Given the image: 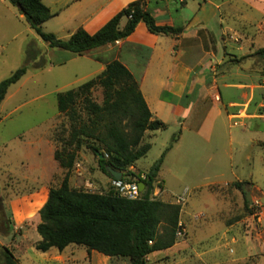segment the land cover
I'll list each match as a JSON object with an SVG mask.
<instances>
[{"label":"rangeland","instance_id":"1","mask_svg":"<svg viewBox=\"0 0 264 264\" xmlns=\"http://www.w3.org/2000/svg\"><path fill=\"white\" fill-rule=\"evenodd\" d=\"M43 1L57 8L67 0ZM165 2L172 14L206 15L205 22L218 35L221 25L233 21L221 20V10H234V26L249 36L254 33V52L235 56L238 43L228 40L227 47L234 54L225 50V62L211 61L216 65L212 75L217 82L207 85L216 84V93H205L203 87L184 93L179 103L191 107L187 114L164 113L166 128L144 136L150 148L130 170L143 174L171 145L150 197L180 205L182 232L172 246L147 255L145 264H264V55L257 52L264 47V0H187L186 8L179 0ZM247 16L260 20L262 27L252 26L251 19H236ZM59 26L54 18L42 24V29L55 30L62 38L59 35L65 32ZM96 51L77 55L49 47L28 26L17 5L0 0V80L21 65L27 68L0 102V264H4L5 249L18 264H130L127 258L108 257L73 243L61 250L35 247L40 239L38 210L48 188L57 186L66 171L53 157L69 133V121L57 109L56 93L103 69L93 54ZM224 64L230 68L226 70ZM223 82L244 83L254 89L242 96L237 85L224 86ZM91 95L101 102L100 87ZM229 102L240 104L235 107ZM237 109H241L240 116H231ZM245 113L250 117L245 118ZM133 178L130 174L124 177ZM235 181L242 183L240 189L233 185ZM69 185L90 192L115 191L111 178L98 167L97 156L85 146L76 152Z\"/></svg>","mask_w":264,"mask_h":264},{"label":"trees","instance_id":"2","mask_svg":"<svg viewBox=\"0 0 264 264\" xmlns=\"http://www.w3.org/2000/svg\"><path fill=\"white\" fill-rule=\"evenodd\" d=\"M17 5L28 26L51 48L80 55L94 48L123 39L142 21L154 34L178 35L182 25H159L146 7V0H133L117 11L97 31L90 34L78 27L67 38L45 32L42 23L54 14L42 0H10ZM125 19L122 26L120 21ZM264 55V47L257 49ZM64 60H61L63 62ZM104 68L79 85L56 93L57 109L69 121V133L61 149L53 153L59 166L66 171L57 186L49 187L47 197L38 210L36 232L40 236L35 247L58 250L68 244L84 246L108 257L127 258L130 264H145L150 253L172 246L176 241L180 205L150 197L154 180L168 145L143 173L129 169L150 148L143 141L144 132L166 128L165 122L152 116L139 89L137 79L120 60L104 62ZM21 65L0 80V102L7 89L26 72ZM100 87V103L92 98V90ZM177 137H173L176 140ZM82 146L97 156V165L112 178L106 166L132 175L144 183L139 198L129 199L116 191L90 192L69 185V171L76 152ZM102 154V157H98ZM240 181L233 185L240 189ZM4 264H18L5 249Z\"/></svg>","mask_w":264,"mask_h":264},{"label":"crops","instance_id":"3","mask_svg":"<svg viewBox=\"0 0 264 264\" xmlns=\"http://www.w3.org/2000/svg\"><path fill=\"white\" fill-rule=\"evenodd\" d=\"M79 1L82 0H67L57 8H52L50 4H45L43 1L54 15L42 24L54 18L58 19L60 26L57 29L65 32L59 35L62 38L69 37L78 27H83L88 33L92 34L117 11L133 0H86L83 5L72 6ZM180 2L185 8L189 5L187 0ZM54 3L56 4L57 0H54ZM225 4L226 2H223V6H226ZM198 6V9H201L202 5ZM146 7L154 16L157 24L182 25L183 31L175 36L154 34L150 33L145 24L140 21L127 37L94 48L98 51L93 54L100 58V60L96 61L100 63L101 69L104 68V62L112 58H116L126 65L137 79L139 89L152 116L163 122L165 120L161 115L164 113L184 117L187 114V108L191 109V107L179 103V99L184 93H193L197 87V92L203 87L205 93H216L213 89L216 88L215 91H217V85H207V82H217L212 70H215V63L220 65V63L225 62L226 56H223L225 50L229 52L228 54H234L231 52L234 50L227 47L226 43L228 40L233 39L238 43L235 50L238 55L234 54L235 56H243L246 53L254 52V49H251L254 33L249 36L245 33L247 32L246 30L244 32L237 29V26H234V16H237V14L234 13V10L233 12L230 11L228 7L221 10L223 15L220 16L221 20L224 17H228L233 21L229 25H221L222 27L219 29L220 35L213 31L209 26V22H205L207 16L204 15V18L202 13L197 15V13L191 12L190 15H186L175 10L179 14H172V10L165 0H146ZM248 8L251 10V7ZM236 19L246 22H250L248 20L251 19L252 26L255 24L254 26L262 27L260 20L255 21L251 16L236 17ZM124 21L125 19L120 21V26L123 25ZM53 32L55 33V30H52ZM220 47L223 48L220 49ZM211 61L214 64H211ZM197 66L201 68L195 72L194 70ZM222 66L226 70L230 68V65L227 66V64ZM220 73L222 72L218 74ZM223 83L224 86L237 85L236 88L242 90V96H248V93L254 89L253 86L250 88L251 85L244 83ZM165 94L170 95V98L165 99L163 96ZM229 103L230 106L235 107L240 104ZM240 111L241 109H237L230 115L240 116ZM244 115L247 118L251 114L245 113ZM151 132L146 130L144 136L146 134L150 135ZM131 168L133 167L130 166L129 169Z\"/></svg>","mask_w":264,"mask_h":264},{"label":"built area","instance_id":"4","mask_svg":"<svg viewBox=\"0 0 264 264\" xmlns=\"http://www.w3.org/2000/svg\"><path fill=\"white\" fill-rule=\"evenodd\" d=\"M182 1V0H179ZM141 178H144V174L140 175ZM132 180H125L124 178L120 179H114L111 178V184L114 187L117 194H119L122 197L129 198V199H136L139 198L141 195L142 190L139 189L138 182L141 181L135 176ZM181 200L182 197H179ZM180 230V223L178 222V227L176 229V236L181 235Z\"/></svg>","mask_w":264,"mask_h":264},{"label":"water","instance_id":"5","mask_svg":"<svg viewBox=\"0 0 264 264\" xmlns=\"http://www.w3.org/2000/svg\"><path fill=\"white\" fill-rule=\"evenodd\" d=\"M98 157H102V154H98ZM106 170L109 172L110 176L114 179H120L122 176V172L116 169H113L109 166H106ZM138 186L140 190H143L144 183L142 181L138 182Z\"/></svg>","mask_w":264,"mask_h":264}]
</instances>
